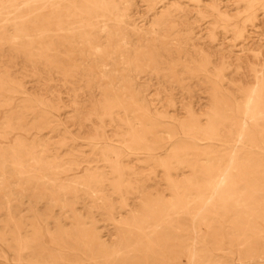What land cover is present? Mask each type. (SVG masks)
Segmentation results:
<instances>
[{"label":"rangeland","instance_id":"1","mask_svg":"<svg viewBox=\"0 0 264 264\" xmlns=\"http://www.w3.org/2000/svg\"><path fill=\"white\" fill-rule=\"evenodd\" d=\"M0 264H264V0H0Z\"/></svg>","mask_w":264,"mask_h":264},{"label":"bare ground","instance_id":"2","mask_svg":"<svg viewBox=\"0 0 264 264\" xmlns=\"http://www.w3.org/2000/svg\"><path fill=\"white\" fill-rule=\"evenodd\" d=\"M125 28H126V27H125ZM125 28H124V29H125ZM133 28H134V27H133ZM127 29H128V26H127ZM132 30H133V29H132ZM134 30H135V29H134ZM128 31H129V30H128ZM130 32H131V29H130ZM130 32H129V33H130ZM139 32H140V31H139ZM145 32H146V31H145ZM132 34L134 35L135 33L132 32ZM132 34H131V35H132ZM137 34H138V33H137ZM133 35H132V37H134ZM135 35H136V34H135ZM139 36H140V35H139ZM145 36H146V35H145ZM136 38H137V37H136ZM132 41H134V39H133ZM126 42H128V41L126 40ZM138 42H139V41H138ZM138 42H137V43H138ZM128 45H129V44H128ZM134 45H135V44H134ZM129 46H130V45H129ZM135 46H136V45H135ZM125 50H126V49H125ZM249 100H250V99H249ZM252 101H253V100H252ZM253 102H254V101H253ZM256 103H257V102H256ZM252 104H253V103H252ZM255 106H256V105H255ZM246 120H247V119H246ZM231 161H232V160H231ZM226 164H227V163H226ZM230 165H231V164H230ZM223 168H225V167H223ZM226 169H227V168H226ZM222 170H223V169H222ZM219 172H220V171H219ZM221 173H222V171H221ZM221 173H220V174H221ZM219 176H220V175H219ZM217 187H218V186H217Z\"/></svg>","mask_w":264,"mask_h":264}]
</instances>
